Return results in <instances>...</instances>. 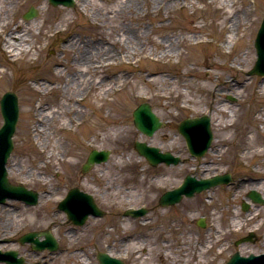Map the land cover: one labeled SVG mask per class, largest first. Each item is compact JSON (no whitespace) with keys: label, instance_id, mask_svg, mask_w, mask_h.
Instances as JSON below:
<instances>
[{"label":"rangeland","instance_id":"1","mask_svg":"<svg viewBox=\"0 0 264 264\" xmlns=\"http://www.w3.org/2000/svg\"><path fill=\"white\" fill-rule=\"evenodd\" d=\"M82 1L66 8L52 7L46 0H0V20H8L2 36L12 29L28 31L32 36L29 42L39 50L38 61L24 55L10 58L2 52L0 36V99L6 91L12 92L18 97L20 109L14 148L7 164L10 180L40 194L36 206L10 201V208H0V239H11L0 247L17 250L26 258L25 264L37 261L83 264L85 259L87 264H99L98 252L109 253L125 264H169L171 260L186 264L188 259V264H196L198 250L204 246L207 249L203 254L204 264H224L243 246L255 251L254 255L264 253V248L261 249L264 204L247 198L253 189H236L242 180L258 182L260 189L264 185V158L245 154L251 141L255 143L253 151L264 148V89L261 88L264 76L248 74L257 58L253 44L264 16V0H224L226 5L222 7L218 0H193L192 7L184 8L180 5L190 0H174L179 8L170 14L161 12L162 23H158V14L154 12L148 16L138 14L135 7L139 2L146 10L145 0H129V5L124 0ZM232 4V8L227 7ZM243 5L253 14L244 18L235 31L238 39L234 44L224 47L229 27L224 12L232 13V20H236V10H241ZM29 7H34L38 14L28 21L23 19V14ZM210 23L202 32V42L196 46L186 44L191 33L184 28ZM57 29L61 31L52 36ZM71 37L86 42L91 62L99 63L87 79L95 83L105 81L102 87L88 89L86 102L78 106L85 116L77 125L69 124L72 114L65 113L63 106L71 103L61 98L63 81H68L72 72L60 67L61 76L53 73L57 62H64L65 67L70 63L74 52L65 53L62 46ZM116 39L121 45L113 47L111 43ZM171 42L180 49V57L157 60L155 56ZM142 44L143 51L132 56V49L136 52ZM148 51L154 54L148 57ZM124 52H128L127 60ZM108 58L114 60L112 69L104 65ZM206 61L214 64L207 65ZM91 68L96 67L93 64ZM190 70L200 71L198 77H187ZM153 71L158 73L152 74ZM32 73H40L43 83L51 82L45 83L46 94H40V85L36 86L40 91L35 90ZM208 74L214 82L206 80ZM218 77L236 87L233 90H227L223 84L216 87ZM240 78L246 82L237 84ZM200 84L217 91L215 104L220 101L224 110L212 111L213 118L222 125H212L211 149L204 157L192 159L177 125L182 119L208 114L213 108L211 95L197 86ZM109 88L115 91L102 96ZM144 102L164 123L152 137L141 134L132 122V111ZM45 104L49 108L47 112L62 110L48 135L41 136L37 125L25 122L31 115L29 108L34 112L36 106ZM60 126L67 127L60 129ZM93 127L95 130L91 132ZM136 141L169 151L179 156L181 162L175 166L151 167L135 151ZM93 149L110 151V157L82 174L81 167ZM68 160L74 161L69 164ZM255 171L260 175L254 174ZM226 173L232 177L227 185L183 199L170 208L157 206L158 197L177 187L188 174L205 178ZM72 187L92 194L106 215L90 217L83 226H72L56 208ZM246 201L249 208L243 210ZM129 207H145L150 211L144 217H123ZM254 209L260 212V217L250 221L247 217ZM199 219H204V228L197 225ZM9 220L13 221L10 228ZM234 220L242 222V226L232 227ZM256 225L258 229L253 230ZM44 230H50L58 239L57 251L35 253L28 244L14 241L25 232ZM250 233L254 235L253 242L235 244ZM214 236H218V241L211 242Z\"/></svg>","mask_w":264,"mask_h":264},{"label":"bare ground","instance_id":"2","mask_svg":"<svg viewBox=\"0 0 264 264\" xmlns=\"http://www.w3.org/2000/svg\"><path fill=\"white\" fill-rule=\"evenodd\" d=\"M82 1V0H81ZM125 1V5H129L130 2L129 0H124ZM211 2H215L217 0H209ZM220 1L219 5L225 6L226 3L224 2V0H218ZM232 1V0H229ZM237 0H235L234 2H236ZM74 2H78V0H74ZM83 2V1H82ZM193 0H190L187 2V4H181L180 8H184L185 6L187 7H192L194 5ZM145 5H146V10H143L142 6L140 7V3L138 2V4L136 5L135 9L138 10V14L141 15H146L148 16L149 14H151L152 12L158 14V23H162L164 17L162 15L159 16V14L161 12H164L166 14H170L173 10H175L176 8H179V4L177 2H175L174 0H145ZM228 8H232L233 4L231 6H228ZM30 13V12H29ZM223 14V13H222ZM250 14H253V12L249 11L248 8L243 5L241 7V10L237 9L235 16L237 17L236 20H232L233 18H231L232 13L230 15V13L228 12H224V15L227 16L225 21H228L229 27H227V34H226V39L223 41V46H228L230 47L231 45L234 44V41L237 40L238 36L237 33H235V31L238 30L240 24L242 21H245L244 18H247V16H249ZM254 15L256 16V12L254 13ZM252 16V15H251ZM33 18V17H32ZM161 19V20H160ZM256 20V18L254 19ZM222 22V21H221ZM224 23V21H223ZM221 24V23H220ZM8 26V20H0V36H2L3 33V29L6 28ZM211 26L210 24H204V25H200V26H194L191 28L186 27L184 28V31L191 33L190 36H188L187 38V45L189 46H196L198 45L200 42H202L203 40V34L202 32L204 30H207L208 27ZM18 28V27H17ZM225 27H223L222 29L218 30L219 34L222 32V30ZM245 29L247 30V28L245 27ZM61 31V29H57L54 32L59 33ZM144 36V34H142L140 36V42L141 38ZM245 36L242 35V38ZM32 36L28 31H24L21 30L19 32H14L13 29L11 31H9L5 36H2V52L5 53L8 57L10 58H18L21 55H24L26 57H28L30 60L33 59L34 61H38L39 59V50L34 49L33 47V43L29 42L31 40ZM244 40H242L243 42ZM179 44H182V41L179 42ZM111 45L113 47H117V45H121L120 44V40L116 39L113 40ZM157 46L159 47L160 44H157ZM143 47L144 45L142 44L139 49L135 52L134 48L132 49L133 53L131 54L132 56L135 53L142 52L143 51ZM62 50L65 51V53H69V52H74V55L70 61V63L68 65L63 64L64 62H57L56 63V67L53 69V73L58 77L61 76L62 74V70H60L59 68L62 67V69H68L69 71H71L72 73L70 77V79L68 78V81L65 79L63 81V86H62V97L65 101L71 103V105H64L63 106V110L65 111V113H70L72 114L71 118L69 119V124L70 125H74V123L77 125L80 123L81 118H83L85 116V112L81 111L78 109V106L80 105L81 102H86L85 98L86 95L88 93V89L94 88V87H102L101 83L105 82V81H100L99 83H95L94 80H90L89 78L87 79V76L89 75L90 72H95L99 63L96 62H91L90 58H91V52H89V48L87 47V43L84 41H78L77 39H75L74 37H71V39H68L67 44L62 46ZM95 50V49H92ZM109 53V52H108ZM107 53V54H108ZM63 54V52H62ZM97 54V51L95 53V55ZM154 53L152 51H148V57L152 56ZM93 55V56H95ZM181 55L180 53V49H177L174 47V43L171 42L168 44L167 47H164V49L159 52V54H157L155 57H157V60H164L166 58H179ZM124 56H125V60H127V56H128V52H124ZM118 57V55H116V58ZM120 58V56H119ZM110 59H106V62H104V65L107 68H111L110 65H113V61H109ZM235 60L240 61V59L235 58ZM183 63H186V60H183ZM207 65L212 66L214 64L213 61H206L205 62ZM94 64V67L96 68H91V66ZM193 64L198 65L197 62H194ZM192 66V65H191ZM112 69V68H111ZM198 70H190L187 72V77L191 78H197L199 75ZM158 73V71H153L152 74H156ZM41 75L40 73H32L31 75V80L35 83L34 88H36L35 90L40 91L38 89V87L36 86H42V90L40 91V94H46L48 91V87L45 83H51L48 80L45 81V83L41 82L44 81V78L42 76H38ZM214 78H212L211 74L207 75L206 80L208 82H214L212 81ZM219 80V84L216 86H221V84H223V86L227 87V90H233L236 87V84L232 83V82H228V80H224L221 77L217 78ZM51 80V79H49ZM246 81L242 78H240V80L237 82V84H244ZM150 83V81H149ZM200 89L207 91L211 97H212V104L211 106L213 107L211 110H209V115L211 116V121H212V125L213 126H219L222 125L220 121H216L213 118L212 115V111L215 112H223L224 109H221L222 106H224L220 101H218L215 104V98H216V93L217 91L215 89H209L206 85L200 84L197 85ZM170 88V87H169ZM261 88L264 89V86L261 85ZM70 89L72 91H70ZM117 89V88H116ZM52 90V89H51ZM112 91H115V89L113 88H109L108 90L104 91L103 94H101L102 96H106L108 94H110ZM47 104L45 105H38L35 108V113L33 112V110L31 108H29L27 111L31 112V115L28 117L27 121L25 122V124L27 123H34L35 125H37L36 130L38 131V133L41 136H47L48 132L51 129V125L53 124L54 121H57V117H59L61 115V110L62 109H58L57 111H53V112H47L49 110L48 107H46ZM224 108V107H223ZM203 111V110H202ZM56 114L58 116H56ZM43 116V117H42ZM76 121V122H75ZM67 126H60V129H63ZM94 128V127H93ZM95 130V128L91 131L93 132ZM37 135V134H36ZM150 144V143H148ZM255 146V143L253 141H251L248 145V149L246 151V155H256L260 158H264V148L259 149V150H254L253 151V147ZM74 160H68L69 164H71ZM260 162V161H259ZM10 169L7 166V172L8 174H10ZM254 174L260 175V172H256ZM241 184H238L236 187V189H243V188H249V189H255L260 197L262 199H264V185L263 188H259V183L258 182H251V181H241ZM248 184V185H246ZM263 184V183H262ZM260 189V190H258ZM1 209H5V208H9V206L6 207V205L4 206H0ZM260 217V212L257 209H254L252 211L249 212L248 215V220H253L256 218ZM264 218V215H263ZM237 219V218H236ZM13 221H8V228H10L11 226H13V224H10ZM232 227L235 228H239L242 226V222H237V220L234 222H231ZM258 225H256L253 230H257ZM6 228V227H5ZM1 235L3 236L4 233H1ZM212 241H218V236H214L213 239H211ZM264 248V242L261 243V249ZM260 249V251H261ZM199 254H197V259H196V264H204L206 261V258L203 257V254H205L207 252L206 247L204 246V248H202L200 251L198 250ZM238 252L241 254H248V253H252L255 254V251H252L249 247H239L238 248ZM186 264L189 263V259L186 261ZM83 264H87V260L85 259ZM169 264H176V262H173L172 260L169 262Z\"/></svg>","mask_w":264,"mask_h":264},{"label":"water","instance_id":"3","mask_svg":"<svg viewBox=\"0 0 264 264\" xmlns=\"http://www.w3.org/2000/svg\"><path fill=\"white\" fill-rule=\"evenodd\" d=\"M52 5L64 4L72 6L71 0H48ZM35 16V12L25 15V19ZM255 49L257 53V61L250 74L264 75V19L257 33L255 40ZM1 112L4 119L3 126L0 128V202L6 198L22 199L27 204L34 205L37 203L38 194L26 190L22 187H15L8 184L5 177V163L12 149L11 137L15 130V123L18 115L17 101L14 95L6 93L1 102ZM134 124L142 133L151 136L162 125L160 120L152 112L151 107L147 103L141 104L133 113ZM178 132L183 136L189 154L193 158L202 157L209 149L213 134L210 125V117L203 115L195 118H187L182 120L178 125ZM135 149L139 155L145 157L147 161L155 166L164 162L167 165L178 164L180 159L172 156L170 153H160L158 148L150 147L145 143L137 142ZM108 152H98L93 150L86 163L82 167V172H87L95 163L105 162L108 159ZM231 180L229 174L216 175L205 179H196L191 175H187L182 184L171 191L165 192L159 198L160 206H170L181 201L183 196L192 197L196 193L215 187L219 184H227ZM254 202L263 203L264 201L255 193L249 195ZM247 205L244 206V209ZM58 209L65 212L67 218L75 225H83L89 215L100 217L104 213L95 205L92 196L80 192L78 189H71L67 196L58 204ZM147 212L145 209H128L124 215L131 217L142 216ZM201 227L204 223H199ZM46 240L39 242L33 239V234H28L25 240L33 241L37 245V249L41 250L49 245L51 250L56 249L55 241L50 234H46ZM97 259L100 264H124L121 260L110 257L107 254L99 253ZM225 264H264V254L260 256L249 255L242 257L238 253L232 255Z\"/></svg>","mask_w":264,"mask_h":264}]
</instances>
